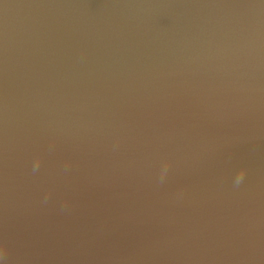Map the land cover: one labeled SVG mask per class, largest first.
<instances>
[{
  "label": "water",
  "instance_id": "obj_1",
  "mask_svg": "<svg viewBox=\"0 0 264 264\" xmlns=\"http://www.w3.org/2000/svg\"><path fill=\"white\" fill-rule=\"evenodd\" d=\"M0 250L264 264V0H0Z\"/></svg>",
  "mask_w": 264,
  "mask_h": 264
},
{
  "label": "clouds",
  "instance_id": "obj_2",
  "mask_svg": "<svg viewBox=\"0 0 264 264\" xmlns=\"http://www.w3.org/2000/svg\"><path fill=\"white\" fill-rule=\"evenodd\" d=\"M243 177H244V173H243V172L239 173V174L237 175V177H236V181H235V183H236L237 185H239V184L242 182ZM3 258H4V251H3V250H0V259H3Z\"/></svg>",
  "mask_w": 264,
  "mask_h": 264
}]
</instances>
